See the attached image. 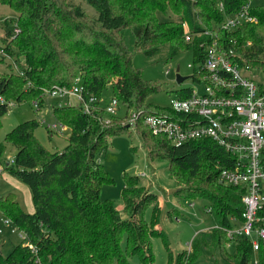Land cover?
<instances>
[{"label":"trees","instance_id":"1","mask_svg":"<svg viewBox=\"0 0 264 264\" xmlns=\"http://www.w3.org/2000/svg\"><path fill=\"white\" fill-rule=\"evenodd\" d=\"M248 1L223 0L224 12H220L215 0H0L17 14L16 19L0 20V51L7 53L13 46L25 65L23 71L0 75V96L18 105L41 101L56 88L77 84L83 88V103L91 110L85 112L79 102L53 108L58 125L69 131L66 146L59 152L48 151L36 139V120L25 121L7 133L6 143L16 150L14 168L6 170L28 188L33 213L24 212L13 193L0 198L1 215L25 237L8 255L0 252V264H130L133 257L141 264H154V237L162 238L169 250L164 233L153 228L157 215L152 212L155 222L150 224L144 219V211L157 201V195L144 190L140 178L124 177L121 198L125 218L111 200L101 198L102 186L113 184V180L97 156L108 150L112 138L130 134L131 128L140 136L150 161L166 162L170 178L190 185L196 199L208 201L206 208L217 224L229 228L233 225L230 217L242 221L243 190L218 180L217 166L231 167L229 154L208 139L172 146L144 125L149 115H177L169 108L146 103L161 87L145 81L141 70L133 67L123 31L130 30L136 50L147 59H154L167 46L166 60L192 50L199 65L203 55L198 45L211 38L197 35L212 31L225 15L237 14ZM169 11L177 18L160 22L157 14ZM250 14L256 23L219 31L217 41L225 52H233L240 67L263 70L264 6L251 7ZM186 34L191 35L190 42L185 41ZM195 72L192 80L198 81ZM108 86L125 112H118L106 123L103 108L98 106ZM189 90L175 92L187 97ZM91 98L96 102L89 103ZM131 112L136 119L133 127H128ZM7 113L8 105L0 104V127ZM48 134L55 131L49 129ZM3 150L0 145V156ZM183 189L172 195L181 197ZM258 217L264 219V205ZM211 232L216 244L227 249L226 233L221 229ZM233 245L235 261L231 263L223 255L225 262L253 264L248 240L238 239ZM200 248L192 241L175 261L169 255V264H197ZM257 257V264H264V243Z\"/></svg>","mask_w":264,"mask_h":264},{"label":"rangeland","instance_id":"2","mask_svg":"<svg viewBox=\"0 0 264 264\" xmlns=\"http://www.w3.org/2000/svg\"><path fill=\"white\" fill-rule=\"evenodd\" d=\"M250 6H264V0H251ZM88 10L90 11L89 8ZM157 17L160 22L177 18L170 11L164 14L158 13ZM16 18L17 14L12 8L0 4V20ZM123 38L133 54V67L141 70L142 78L145 81L161 87V90L152 94L146 100L149 106L163 109L169 108L171 100L176 98L175 91L181 88H191L198 93L203 91V86L192 80L193 72L198 67V64L194 61L192 50L179 53L172 59L166 60L168 48L166 46L151 60L136 50L134 39L129 29L123 31ZM7 51V53L0 51V75L23 71L25 65L16 49L13 46H9ZM177 67L179 68L180 77L186 78L181 84H177L175 79ZM166 71H169V74H166ZM243 74L256 84L264 85V69H250L248 73ZM112 98L113 93L111 87L108 86L102 93L99 107H107ZM69 100L71 104L78 105L76 97H70ZM62 103V100L59 103L58 98H53L50 95H43L41 101L36 100L18 105L11 103L8 105V113L1 119L0 145L4 146V152L0 156V198L13 193L21 209L26 213L29 211L30 205L28 202V188L14 181L6 170L7 168H14L13 158L16 149L6 143L5 137L17 125L25 121L36 120L39 123L34 132L36 139L50 152L61 151L66 146L69 131L58 129L60 134L55 132V134L49 136L47 127L58 125L53 117L52 110ZM34 108L40 109V111H35ZM124 112L123 107L119 106V114L123 115ZM103 116L107 118L106 115ZM130 130V134H122L112 138L108 150L97 156V160L104 165L109 178L113 180V184L102 186L101 198L103 200H111L120 216L125 218L126 208L121 198L124 177L126 175L139 178L144 175L145 177L140 178L143 189L157 195V201L144 211V219L150 224L152 212L157 215L158 223L153 228L164 233L169 249H166L162 238H152L154 264H169V255L175 261V256L182 251L188 250L192 241H194V245L199 243L201 246L197 264H229L222 259L223 255L226 256L228 261L234 263V245L231 247L226 244L227 249L224 246L219 247L211 234L212 232L208 231L215 226L213 215L206 211L208 201L203 198L196 199L190 185L183 186L181 182L170 178L166 162L150 161L140 136L135 132L134 128ZM181 176L185 179L184 175ZM181 187H185L182 190L181 197L178 195L173 196L170 193ZM190 203H194V207H190ZM4 219L0 213V252L3 256H6L22 240L19 232L12 225L3 223ZM251 259L252 261L257 260V254L253 253ZM130 264L141 263L137 257H133L130 260Z\"/></svg>","mask_w":264,"mask_h":264},{"label":"built area","instance_id":"3","mask_svg":"<svg viewBox=\"0 0 264 264\" xmlns=\"http://www.w3.org/2000/svg\"><path fill=\"white\" fill-rule=\"evenodd\" d=\"M215 3L218 10L224 12L223 0H215ZM250 8L248 1L237 14L225 15L212 31L197 35V38H211L198 45L203 57L195 68V75L199 78L195 82L203 86V91L198 93L188 88L190 90L187 97L176 95L171 100L169 109L177 118L170 115H149L143 122L152 135L165 137L172 146L179 147L193 140L208 139L231 156V167L217 166L218 180L225 186L243 190L242 221L237 223L230 217L233 224L231 227L223 228L217 224L209 231L223 230L229 240L228 246H233L238 239L248 240L252 252L257 254L264 243V219L258 217V211L264 205V85L256 84L243 74L248 73L250 68L240 67L234 61L233 52H225L218 44L216 34L217 31L235 30L242 24L256 23V19L250 14ZM191 38V35L186 34L184 39L190 42ZM82 92L83 88L74 84L68 89L56 88L50 96L62 100L63 105H70V97H76L83 110L90 113L89 105L83 103ZM95 102L93 98L89 100V103ZM0 104L11 103L0 96ZM102 110L108 123L109 118L118 114L119 102L112 98ZM129 119L128 127H133L136 119L133 112L129 113ZM48 128L55 132L63 130L60 125ZM143 177L145 176L141 175L139 178ZM189 206L194 207V203ZM206 211L209 213L210 209L206 208ZM3 223L11 225L8 219H4ZM19 235L25 241L24 235ZM27 247L35 252L33 245L28 244ZM253 264H257V260Z\"/></svg>","mask_w":264,"mask_h":264},{"label":"water","instance_id":"4","mask_svg":"<svg viewBox=\"0 0 264 264\" xmlns=\"http://www.w3.org/2000/svg\"><path fill=\"white\" fill-rule=\"evenodd\" d=\"M176 83L177 84H181L186 78H182V77H180V75H179V68L177 67V69H176ZM178 190H173L172 192H170V193H172V194H174V193H176Z\"/></svg>","mask_w":264,"mask_h":264},{"label":"crops","instance_id":"5","mask_svg":"<svg viewBox=\"0 0 264 264\" xmlns=\"http://www.w3.org/2000/svg\"><path fill=\"white\" fill-rule=\"evenodd\" d=\"M15 181V180H14ZM18 184V183H17ZM28 190V189H27ZM28 192H29V190H28ZM28 202L30 203V205H29V211L27 212V213H29V214H32L33 213V207H32V204H31V201H30V192L28 193ZM19 203V202H18ZM20 205V204H19ZM215 225H217V223L215 222ZM209 231V230H208ZM207 232V231H206Z\"/></svg>","mask_w":264,"mask_h":264}]
</instances>
